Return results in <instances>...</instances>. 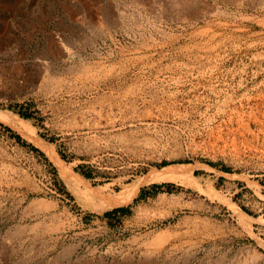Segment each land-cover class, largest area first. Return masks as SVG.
Wrapping results in <instances>:
<instances>
[{
    "label": "rangeland",
    "instance_id": "rangeland-1",
    "mask_svg": "<svg viewBox=\"0 0 264 264\" xmlns=\"http://www.w3.org/2000/svg\"><path fill=\"white\" fill-rule=\"evenodd\" d=\"M0 111V264H264V0H0Z\"/></svg>",
    "mask_w": 264,
    "mask_h": 264
},
{
    "label": "bare ground",
    "instance_id": "bare-ground-1",
    "mask_svg": "<svg viewBox=\"0 0 264 264\" xmlns=\"http://www.w3.org/2000/svg\"><path fill=\"white\" fill-rule=\"evenodd\" d=\"M156 1V0H155ZM162 1V0H161ZM169 3V0H166ZM165 2V1H163ZM162 2V3H163ZM154 3V2H153ZM152 4V3H151ZM156 4V3H155ZM170 5V4H169ZM172 5V3H171ZM170 5V7H171ZM174 5V4H173ZM191 5V4H190ZM151 6V5H150ZM168 7V6H167ZM174 7V6H173ZM177 9V8H176ZM172 10V9H170ZM150 11V10H149ZM148 11V12H149ZM155 17V16H154ZM181 18V17H180ZM202 34V33H201ZM61 50V49H60ZM55 52V51H54ZM56 54L50 56V61L49 62H45L44 60H40L39 62L42 65H46L47 71L49 72L50 70L52 71V67L54 63L59 62L60 60L62 61V54L61 52L58 50L57 52H55ZM50 55V54H49ZM79 58H81V55H78ZM83 58V57H82ZM37 60V59H36ZM55 65V64H54ZM45 69V68H44ZM46 71V70H45ZM0 121L3 122L4 124L10 126L11 128L18 130V131H25L26 127L24 124V121L20 118H18L16 115H13L10 112H5V111H0ZM34 142V144L39 147L41 150L46 151V153L49 155V148L47 146L46 143H44L42 140H38V139H33L32 140ZM70 178H72V182L75 183L76 185L80 186V190L89 196H93L95 198H98L99 200H101L102 202V208L103 207H110L111 206H118L124 199L119 197V198H109L108 196H106V194L104 193V188H100V189H96L91 187L88 182L83 179L82 177H80L77 174H70L69 175ZM155 177V176H154ZM153 176H146L145 177V181H153L155 180ZM143 180V179H142ZM107 191V190H106ZM119 196H121L119 194ZM86 197V196H85ZM88 198V197H87ZM93 201V200H92Z\"/></svg>",
    "mask_w": 264,
    "mask_h": 264
},
{
    "label": "trees",
    "instance_id": "trees-1",
    "mask_svg": "<svg viewBox=\"0 0 264 264\" xmlns=\"http://www.w3.org/2000/svg\"><path fill=\"white\" fill-rule=\"evenodd\" d=\"M15 137L17 138V140H20V137L18 135H15ZM25 144V143H24ZM34 150H37V149H34ZM211 166H213L212 164H210ZM226 171V170H225ZM81 176H83L85 179H89L91 178L90 174H85V173H80ZM119 211H124V209L120 208V209H117Z\"/></svg>",
    "mask_w": 264,
    "mask_h": 264
}]
</instances>
